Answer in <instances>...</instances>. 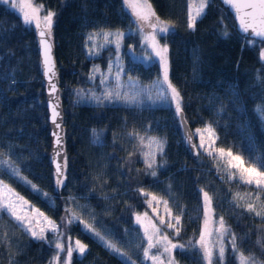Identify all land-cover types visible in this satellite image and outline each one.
Here are the masks:
<instances>
[{
    "label": "trees",
    "instance_id": "16d2710c",
    "mask_svg": "<svg viewBox=\"0 0 264 264\" xmlns=\"http://www.w3.org/2000/svg\"><path fill=\"white\" fill-rule=\"evenodd\" d=\"M45 8L56 12L52 29L55 57L59 68L61 100L64 109L65 149L67 169L64 186L56 187V177L50 165L47 111L38 55L35 28L25 25L21 16L0 2V148L10 152L20 170L41 193L11 177L0 178L47 216L61 223L67 200L87 198L100 225L114 237L136 229L134 213L152 209L138 192L143 188L169 201L173 213L179 205L184 209L182 231L174 242L188 244L194 240L202 224L203 187L213 195L217 215H223L238 237L246 236L242 247L264 261L257 239L264 238V223L260 218L235 207L232 194L248 189L221 181L215 175L214 162L206 154L194 157L187 145L180 117L173 109L170 116H159L150 106L138 110L127 106H90L74 102L73 92L79 89H99V74L88 79L93 66L108 69L116 57L113 45L105 47L97 57L85 52L87 34L95 29L127 31L134 52L149 53L142 45L134 19L123 0H42ZM156 13L171 20L176 27L160 34L161 44L169 48L170 79L183 96V115L191 130L214 122L220 139L217 146H231L245 156H264V119L256 111L264 103V61L259 59L260 46L245 43L235 27L234 18L219 0H212L196 29L186 26L185 0H150ZM230 35L225 38L222 32ZM155 77L159 67L151 63ZM97 89V90H98ZM172 117L175 132L166 127ZM133 129L166 140L163 157L158 156L157 177L145 171L143 158L135 151L136 141L127 133ZM95 130L99 140L93 134ZM193 132V131H192ZM174 134L176 136H174ZM177 138V139H176ZM196 144V143H195ZM102 148V149H100ZM103 152L101 165L93 164L98 152ZM135 152L129 159V153ZM170 186V187H169ZM231 189V191H229ZM55 201L56 207L51 203ZM243 204V201H240ZM157 212L163 214V205ZM9 221V220H8ZM10 239L15 249L0 244V264H9L10 254L15 264H48L54 248L31 239L12 226ZM67 236L88 245L80 259L73 254L72 264H122L79 225L67 227ZM52 236H49L51 238ZM239 242V241H238ZM178 264H202L194 251L176 249ZM63 258V257H62ZM226 264H236L229 247Z\"/></svg>",
    "mask_w": 264,
    "mask_h": 264
},
{
    "label": "snow or ice",
    "instance_id": "6c2138e0",
    "mask_svg": "<svg viewBox=\"0 0 264 264\" xmlns=\"http://www.w3.org/2000/svg\"><path fill=\"white\" fill-rule=\"evenodd\" d=\"M0 2L9 4L20 14L23 23L34 26L38 33L43 57V75L48 81L49 96L53 98L50 103L51 122L58 129L52 133L55 138L52 162L55 164L56 187L60 188L64 186L66 179L67 154L63 148L62 114L56 64L52 51V29L56 12L45 8L42 0H0ZM210 2L211 0H187V29L193 31L196 29L198 20L206 14ZM222 3L233 11L239 32L244 34L243 39L247 45L255 46L257 41L264 44V0H222ZM123 5L135 18L143 43L151 49V53L146 54L145 59L152 60L155 57L158 60L160 75L150 85H140L137 79L128 75V83L125 84L122 80L125 70L122 64H119L118 55L125 33L119 29L115 31L100 29L87 34L85 47L89 55H96L99 48L104 45L115 44L118 62L116 71L113 74L112 63H109L106 73L99 66L94 65L88 79L95 81V74H99V86L103 91L98 95L92 90H89L90 94H88L83 89H79L77 95L86 96L98 105H103L105 102L139 105L145 97L153 103H170L175 106L176 116L180 117L183 124H186L187 121L183 115L184 98L170 79L169 48L166 43L161 44L158 38L160 34H168L174 29L175 23L162 19L156 13L150 0H123ZM222 35L227 38L230 33L225 28ZM101 36L104 41L103 45L96 43L97 38ZM259 59L264 61V47L259 50ZM256 111L264 119V103L258 104ZM93 134L98 141L99 137L95 130ZM195 134L199 136V144L192 143L191 134L186 136L188 143L193 149L203 150V154L213 160L220 179L229 184L235 182L238 186L248 189L243 194L240 191L234 192L231 203L235 207H243L244 212L251 214L254 218H260L261 223H264V156L257 157L254 154L245 156L241 151H234L231 146H217L220 137L214 122L206 123L203 128H197ZM127 135L136 141L135 151H138L143 158L147 174L154 178L157 177V168L162 166L158 164L157 157H163L166 140L148 135L147 131L141 134L135 129ZM134 154L135 152H130L129 159ZM195 154L200 156L201 152L197 151ZM0 169L7 170L11 177L17 178L29 185L33 191L48 197V193L42 192L37 185L22 174L19 165L11 158L10 152L2 148H0ZM137 192L144 197L145 203L153 213L152 215H149L147 211L134 213L135 223L139 225L143 233L141 242L135 247L142 250L145 261H150L151 264H178L174 252L176 249H181L198 253L202 264H225L226 252L230 247L236 264H264V261L258 259L254 253L243 249L242 244L246 236L238 237L224 216L217 215L213 195L203 187L199 189L202 198V224L196 238L189 240L187 245L174 242V237H179L183 228L184 209L177 205L178 211L173 213L167 199L143 188H138ZM240 201H243V204ZM161 205H163V214L157 212ZM65 213L66 216L61 217V223H57L56 220L32 205L11 184L0 179V244L10 239L9 224L4 221L6 215L12 222V226L21 229L31 239L42 241L54 248L48 264H72L74 252L82 257L88 250L87 244L79 239L73 242L72 237L66 235L67 227L78 221L110 252L120 257L122 264H137L129 251L95 226L94 217H91V222H89L73 208H65ZM48 233L52 234L51 238ZM256 243L264 254V238L257 239ZM9 264H15L14 256L11 254Z\"/></svg>",
    "mask_w": 264,
    "mask_h": 264
},
{
    "label": "rangeland",
    "instance_id": "374dc122",
    "mask_svg": "<svg viewBox=\"0 0 264 264\" xmlns=\"http://www.w3.org/2000/svg\"><path fill=\"white\" fill-rule=\"evenodd\" d=\"M185 1H186V6H187V0H185ZM7 5L10 6L9 4H7ZM129 12H130V10H129ZM133 19H134V22H135V25H136L135 29H136L137 33L140 35V39H141L142 45H144L145 49L147 51H149L148 54H150L151 53V49L148 48L143 43L141 34L137 30L138 29V25H137L134 17H133ZM30 27L34 28V26H30ZM99 30H100V28L99 29H95V31H99ZM112 31H115V30H112ZM146 31H148V30L146 29ZM123 32L125 33V35H124V38H123V41L121 43V47H120V50H119V53H118V55L120 57L119 64H122V66H123V68L125 70L124 75L122 76L123 82L125 84H127L128 83L127 76L131 75V76H133L135 79H137L139 81L140 85H150V84H152L153 81H155L157 79L158 75L155 77L154 72L151 69V63H152V61H155L158 64L159 71H161L158 60L155 57H153L152 60H146L145 59V56H146L145 53H143V52H140V53L134 52V50L132 48V45H131V42L129 41V36L135 33L134 28H132V29L130 28L129 30L123 31ZM257 42H258V45L260 46V48L264 47V44H261L259 41H257ZM96 43L99 44V45H103L104 44L103 37L101 36V37L97 38ZM110 45L115 46V44H110ZM110 45H104L102 48H99L98 54H96V55H89L88 54V49L86 47H85V52L87 53L88 57H97L105 47L110 46ZM111 63L113 65L112 71H113V74H114L115 71H116V68H117V63H118L117 62V57ZM104 72L106 73L107 70L104 71ZM159 74H160V72H159ZM112 83L114 84V81ZM97 89H96V87L93 88V89H86V90H84V92L90 94L89 90H92V91H95L99 95L103 91V89H102L101 86H99L98 90ZM73 100H74V102H78V103H81V104H87V105H90V106H100V105L96 104L94 101H91V100L87 99L86 96H84V97L78 96L77 95V90L73 92ZM102 106H127V107L137 108L138 110H144L145 108L150 106L153 110L156 111V113L159 116H161V117L164 116V118L170 116V112H171L172 109H173V112L175 111V106L170 104V103H162V102L153 103L152 101H149L146 97L143 98V102L141 104H139V105H127V104H124L122 102H114V103L105 102ZM166 127L169 129V131L173 135V133L175 132V128H174V123L172 122V117L169 118V124L166 125ZM192 131H193V134H194L195 143L199 144V136L195 134V130H192ZM174 136H176V135L174 134ZM100 149H102V148H100ZM199 150L203 153V150H201V149H199ZM102 156H103L102 150H101V152H98V154L95 156L93 164L96 166V168L101 165ZM0 170H2V169H0ZM5 172H7V170H2L1 174L4 175ZM215 175L218 177L219 180H221L219 175L217 174V171L215 172ZM239 187L240 186L237 185V188H239ZM245 190L246 189H243L240 192L243 194L245 192ZM87 201H88L87 198H71V199L67 200V202H68L67 208L75 209L78 213H80L83 216V218L85 220H88L89 222H91V217H94L95 226L102 233L107 235L110 239H113L115 242H118L120 245H122L125 248L126 251H129V253L132 256V259L136 260L137 264H151L150 261H145L143 259L142 250L135 247L136 244H139L141 242V239L143 237V233H142V230H140L139 225H137L135 223L137 228L125 231L124 232L125 235H123L122 237L111 236L109 234L108 230L106 229V232H105V230H104L105 228H103V226L100 225V221L96 218L95 211L92 209L91 206H89ZM51 205L56 207L55 201H53L51 203ZM8 220H9V218L5 215L4 216L5 223L9 224ZM134 220H135V217H134ZM73 224L74 225H79L80 232L90 234L93 238L96 239V241L98 243H100L105 249H107L104 246V244L98 238L93 236L91 233L87 232L84 229V226L82 224H80L78 221L74 222ZM9 228H10V225H9ZM19 230L21 232H23L21 229H19ZM24 234H26V233H24ZM48 236H52V234L48 233ZM74 241L75 240H73V242ZM9 243L11 244L10 248L14 247V249H15L16 243L13 242L11 239H9V241L6 242L7 245H9ZM226 243H227V241H226ZM153 251L155 252L156 250L154 249ZM110 253H112V252H110ZM73 254H75V252ZM112 254H114V253H112ZM76 255L80 259L83 257V256L82 257L79 256L77 253H76ZM115 256H117V255H115ZM118 258L122 261V259L120 257H118Z\"/></svg>",
    "mask_w": 264,
    "mask_h": 264
},
{
    "label": "water",
    "instance_id": "95a60500",
    "mask_svg": "<svg viewBox=\"0 0 264 264\" xmlns=\"http://www.w3.org/2000/svg\"><path fill=\"white\" fill-rule=\"evenodd\" d=\"M219 2L221 4V6L223 8H225L228 12H230V14L233 16L234 23H235V27H236L237 32L244 37V34L239 32L238 22L235 20L233 11L227 5H224L223 4L222 3V0H219ZM35 33H36V39H37V44H38V55H39V60H40V65H41V71H42V76L41 77H42L43 89H44L45 107H46V111H47L48 135H49V151H50V156H51L50 165H51L52 171L54 172V170H55V164L52 162V157H53V149L55 147V145H54L55 138L52 135V133L54 131H58V129H56L55 128V125H53L52 122H51V108H50V103L52 102V99L53 98L49 96L48 81H47V78L43 75V67H42V59H43V57H42V51H41V48H40V45H39V37H38V33H37L36 30H35ZM52 44H53V49H52V51H53V57H54V60H55L56 71H57V78L56 79L58 81L60 111H61V114H62V128H63V140H64L63 148H64V151L66 152V149H65L64 109H63V103H62V100H61V97H60V95H61V86H60V80H59V77H58L59 68H58V65H57L56 57H55V45H54L53 40H52ZM182 128H183L184 136L186 137L187 135L191 134L192 135V143H195L194 134H193L192 130L190 129L189 124L188 123H186V124H183L182 123ZM187 145H188L189 150L194 155V157H196V154H195L196 153V149H193L191 147V145L188 143V141H187Z\"/></svg>",
    "mask_w": 264,
    "mask_h": 264
}]
</instances>
